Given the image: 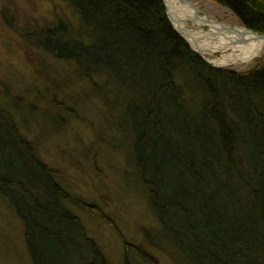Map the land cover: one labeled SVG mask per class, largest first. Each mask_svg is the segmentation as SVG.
Instances as JSON below:
<instances>
[{"label": "trees", "instance_id": "obj_1", "mask_svg": "<svg viewBox=\"0 0 264 264\" xmlns=\"http://www.w3.org/2000/svg\"><path fill=\"white\" fill-rule=\"evenodd\" d=\"M58 1L64 10L52 9L49 23L18 31L30 63L49 58L65 69L35 88L50 109L34 129L30 101L9 97L13 111L0 104V196L23 225L31 263L108 264L75 213L100 209L70 195L41 160L38 136L24 133L53 138L100 107L111 133L88 123L91 135L123 154L176 262L264 264V56L244 71L211 66L175 32L161 0ZM208 1L264 34V0Z\"/></svg>", "mask_w": 264, "mask_h": 264}, {"label": "rangeland", "instance_id": "obj_2", "mask_svg": "<svg viewBox=\"0 0 264 264\" xmlns=\"http://www.w3.org/2000/svg\"><path fill=\"white\" fill-rule=\"evenodd\" d=\"M186 1L195 6L201 17L208 20L229 26L240 24L231 11L213 2ZM4 9L11 12L12 26H8L0 16V104L13 111L15 106L9 103V97L19 99L21 103H24V100L30 101L32 119L28 125L37 129L32 120L40 121L42 114L50 108L45 105L47 104L45 100L42 98L39 100L35 88L45 77L53 81L65 77L66 74L64 68L49 58L39 60L37 57V60L41 61L37 67L33 65L35 62L30 63L28 58L35 60L36 57L31 52H26V43L18 31L23 30L21 27L23 22L40 20L43 24L49 23L52 9L54 13L55 10L61 13L64 6L58 0H0V14L5 11ZM219 56L220 54L216 53L210 59H217ZM262 56L264 51L247 63L218 67L244 71ZM205 59L210 60L208 57ZM37 72L39 77L36 76ZM2 88L6 90L7 95L3 94ZM33 92L37 97L35 100L28 97ZM75 93L80 95L77 88ZM64 95L65 91L53 93L56 101L61 100ZM2 96L7 100L2 99ZM81 115L88 119L87 125L78 119L72 120V126L53 138L46 135L40 138L42 133L34 134L27 131L24 133L30 140L34 135L38 136L41 141L38 145L41 160L57 171V181L67 192L76 199L96 205L107 218L105 219L99 212L97 217H91L83 212L74 211L78 213L88 236L99 245L108 264H181L167 252L171 251V248L160 233L161 230L144 194L140 191V186L135 182L131 171L125 168L123 154L113 152L107 147L102 148L91 135L93 130L88 123L104 136L111 133L112 126L107 114L99 107L98 112L91 109L87 114ZM44 126L52 131L50 126H46L45 123ZM75 147L76 151L73 150ZM88 147L89 155L82 156L81 151H87ZM97 150L99 155L94 156ZM69 153H75V156L71 157ZM157 230L160 231L156 234ZM148 238L161 245L154 247ZM176 256L180 260V256L178 254ZM0 264H32L23 239V225L1 196Z\"/></svg>", "mask_w": 264, "mask_h": 264}, {"label": "bare ground", "instance_id": "obj_3", "mask_svg": "<svg viewBox=\"0 0 264 264\" xmlns=\"http://www.w3.org/2000/svg\"><path fill=\"white\" fill-rule=\"evenodd\" d=\"M164 2L172 26L186 38L194 50L208 59L214 57L216 53L220 54L217 59L208 60L215 66L244 64L264 51V37H256L240 27L230 30L224 26L222 29L221 26L207 22L203 18L196 20L195 10L189 1L187 6L179 0ZM173 250L175 254L174 247Z\"/></svg>", "mask_w": 264, "mask_h": 264}, {"label": "water", "instance_id": "obj_4", "mask_svg": "<svg viewBox=\"0 0 264 264\" xmlns=\"http://www.w3.org/2000/svg\"><path fill=\"white\" fill-rule=\"evenodd\" d=\"M161 1H162L163 5H164V8H165V11H166V15H167L168 21H169L170 24L172 25V22H171V20H170L169 14H168L167 6H166L164 0H161ZM179 1H180L183 5H185V6H187V4H188L186 0H179ZM193 8H194V10H195V18H197L196 20L203 18V19H204L205 21H207V22H212L213 24H216V25H218V26H221L222 29L224 28V26H226L227 28L229 27L230 30H235V28L240 27V28H242L244 31H248V32L252 33V34H253L254 36H256V37H259V38L264 37V34H257V33L253 32V31L248 30V29L245 28V27H242V26H229V25H226V24H224V23H218V22H216V21L208 20L207 18L201 17V16L199 15V13H198V10H197L194 6H193ZM172 27H173V26H172ZM173 29L175 30L174 27H173ZM175 32H176V33H177L182 39H184V40L187 42V44L190 46V44L188 43V41L186 40V38L183 37L182 34H181L180 32H178L177 30H175ZM190 48H191L195 53H197L200 57H202V58L204 59L205 62H207L208 64H210L211 66H213V67H215V68H218V66H215V65H213L210 61L206 60L201 54H199V52H197L196 50H194L191 46H190Z\"/></svg>", "mask_w": 264, "mask_h": 264}]
</instances>
